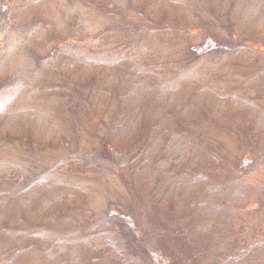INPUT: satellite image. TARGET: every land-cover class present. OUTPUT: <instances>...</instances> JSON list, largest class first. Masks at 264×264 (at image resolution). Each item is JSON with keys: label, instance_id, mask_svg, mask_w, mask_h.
I'll use <instances>...</instances> for the list:
<instances>
[{"label": "rangeland", "instance_id": "1", "mask_svg": "<svg viewBox=\"0 0 264 264\" xmlns=\"http://www.w3.org/2000/svg\"><path fill=\"white\" fill-rule=\"evenodd\" d=\"M0 264H264V0H0Z\"/></svg>", "mask_w": 264, "mask_h": 264}]
</instances>
